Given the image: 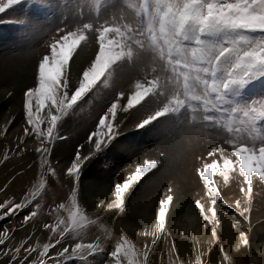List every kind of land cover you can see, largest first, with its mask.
<instances>
[{"label":"snow or ice","instance_id":"obj_1","mask_svg":"<svg viewBox=\"0 0 264 264\" xmlns=\"http://www.w3.org/2000/svg\"><path fill=\"white\" fill-rule=\"evenodd\" d=\"M20 5L34 6L44 19L25 16L15 23L34 31L50 25L41 32L48 38L34 85L23 92L27 126L14 148L29 150L25 137L34 138L42 171L19 199H0V221L22 216L19 227L0 225V264H152L159 242L172 236L166 226L171 194L159 201L151 225L138 233L142 247L126 234L110 244L106 228L104 235L85 241L91 226L103 228L102 214L125 213L142 181L166 163L161 151L160 159L136 165L114 185L110 199L96 203L99 214H89L81 197L84 166L107 150L133 117L137 130L179 131L213 142L206 154L195 157L193 172L203 193L195 205L210 239L195 242L191 264H209L206 254L213 247L222 254L221 264H233L221 243L217 209L250 224L254 186H264V0H0V14ZM86 48L92 49L87 58ZM125 82L129 86L121 90ZM108 90L113 95L87 135V154L81 151L85 144L78 145L66 168L71 181L67 200L54 203L48 212L53 219L43 223L46 242H33L30 233L12 243L17 231L41 215L49 177L58 178L51 157L63 139L60 128ZM14 119L0 137H6ZM11 150L4 151L3 161ZM233 181L240 196L230 202L222 192ZM8 187L0 185V193ZM232 227L238 231L236 250L250 248L251 228L241 230V219ZM168 251L171 264H185L174 241Z\"/></svg>","mask_w":264,"mask_h":264},{"label":"bare ground","instance_id":"obj_2","mask_svg":"<svg viewBox=\"0 0 264 264\" xmlns=\"http://www.w3.org/2000/svg\"><path fill=\"white\" fill-rule=\"evenodd\" d=\"M89 50L90 49L88 48V51ZM30 51L31 50L29 49V52ZM88 53L90 54V52ZM83 55L87 56L86 53ZM31 56L28 58L21 57V55L18 52L12 53V51L10 50H7V51L0 50V88L2 86H6L4 87V89L2 88V90H0V110H2V107H4L6 104H9L10 106L11 104H13L12 112L9 114L3 115V120L0 123V130L3 129V127L8 123L10 119L15 117L14 120H17L21 118L20 116L23 114V98H18V96L20 92L23 93L27 87L34 85L36 68L35 66L32 67ZM13 61H16V63H14ZM9 93H11V95H9ZM95 98H98V96ZM106 105L107 104H104L102 102L101 103L97 102L95 104L96 107H92V109L89 110V113H91V116H90L91 120H88V122L84 123L83 126H78L77 129H71L73 130V133L71 132V130H68V128L72 127L69 123H66L64 125V127L67 128L69 133L66 136H64L63 139L58 140L56 142V145H55L56 150L54 149V152L51 157L53 166L57 169V172L59 174L58 178L55 179L56 182L52 184L56 186V191H54L53 188H51V190H52V195L56 197V199L59 200L60 202L67 200V195L69 194V190L71 187V181L66 176V168L67 166L70 165V161L73 158L78 145L85 144V147L81 149V151L83 154H87V151L89 150V146L85 143L87 140V134H88L86 133V128L96 124V122H94L92 118H94L95 115H97L96 113L101 111V109L104 110ZM96 119L98 120V116ZM24 126H27L25 120L20 122L18 127H14V124L10 125L8 135H6V137H0V144L7 143V144L16 145L18 142V138L24 135L23 134ZM62 131L63 129L61 127L60 134H62ZM131 132L132 131L129 130V127L123 128L122 134L116 140L115 144H112L107 150L98 154L93 159L87 161L84 166L83 174L81 177V197H82V202L87 206V209L90 215L99 214L98 210L95 207L96 203L99 200L110 199L112 197V190L114 188V185L117 182H119L118 180L119 176H114V174L118 170L123 168L124 165L122 164L123 162H125L124 160L129 158L131 154L139 153L140 155H138V159H139V162H142L145 160L144 158L145 155L148 156V159H160L161 157L159 154L161 151H164L166 153V156L164 157L166 163L163 168H161L159 171L154 170V174L150 173L142 181L138 190L133 194L131 199L128 201L127 210L125 213L117 214L115 212H112V213L102 214L103 228L101 226H91L86 233L85 241L89 242L92 239H94L96 235H101V233H103L104 235L103 229L107 227H110V228L112 227L114 230L112 238L109 240L111 244L114 243L121 234L128 235L130 239L137 242L138 244L140 241H143V237L138 235V233H140L144 229L143 226L139 224L140 217L138 216V210L142 206L143 201H145L144 200L145 195L149 192L152 193V190H154V188H156L159 185L158 180H155L156 177L158 176L160 178H164V177L166 179L170 178V180L172 181L171 187L173 188V192L169 194L173 195L174 197L173 201H176L177 199H179L180 196H178V193H182V192H185V193L192 192L191 195L194 197L195 200L197 198H200V196L203 194L202 186L198 182L197 177L194 178L193 173L189 174V171H188L189 162L188 161L190 159V153L192 151L191 150L187 151V149L184 148L187 145L184 146L182 144L183 142L182 140H180L181 136L179 135V131H173L171 135H169L167 132L158 133L157 136L159 139L157 143L152 144L151 146L153 147V149L149 150L148 152L142 149L141 143L136 144V147L134 148V150H132V146H134L135 144L133 141H131V138L129 137V134ZM72 139H75V140L71 141ZM25 140L27 141V149L29 150L22 151L19 153H23L21 154L22 156L28 155L31 157H37L34 151L35 147L38 146L37 141L34 138H27V137H25ZM62 140H64L63 144L67 143V147L63 148V145L61 142ZM130 142H131V145L128 146V149L127 147L125 149H122V152H119L116 156L115 154L116 151L119 150L121 147L127 146V143H130ZM13 147L15 148V146ZM145 147H148V146H145ZM195 148H199V147L197 146ZM109 149L111 152L114 151V154L112 157L111 156L107 157L109 156L108 154ZM126 149H127L126 156L120 158V154L123 153V150H126ZM98 159L101 162H99L97 166L93 167V171H90L89 169H91V166L94 165L95 161H97ZM32 165H34V168L36 169L37 162H33ZM103 171L104 172L112 171L113 176L109 177L106 180L104 179L106 175L103 174L104 173ZM98 177L100 179H98ZM214 179H217V178L214 177ZM96 181L99 182L97 185H95ZM103 181L107 182V184L105 183L103 184L102 183ZM163 184L165 185V183ZM25 186H26V181H23V187ZM159 191H161V188ZM254 191L256 192L257 195L254 196V199L252 201V210L253 208H255L256 211L254 213L251 210L250 224L248 222L243 221V219L239 217L238 214H236L235 216L231 214L233 218L241 219V223H242L241 230L247 231L249 227L251 228V232L249 233L250 240H251L250 248H241L239 251L236 250L235 245L237 243L238 231L236 228L232 227L233 224L232 222H230V219H228L229 216L228 218L226 217L224 213L225 210L222 208V211H221L220 207H218L217 209L218 219L220 220V226L218 228V231H219V235L221 238V243H223L225 251H227L228 254L232 257L233 264H264V186L255 185ZM89 193H93V194H89ZM222 194L225 195L226 198L229 199L230 202H232L236 198H239L240 194H239V190L237 187V183L233 181L228 186V188L222 192ZM162 196H163V193H162ZM163 198L164 197H162V199ZM43 199L47 200L45 196L43 197ZM172 207L170 205L169 209H171ZM185 209H186V205H185ZM154 212L156 213V211ZM127 215L133 216V220H126L125 218ZM44 217L45 216L42 214L38 216L36 220H39V221L43 220ZM154 217H155V214L149 217L147 226L151 225V223L154 220ZM117 218L120 220V222L114 223L113 220H116ZM189 220L190 222L186 224L181 219L180 221L179 219L172 220V218L168 217V223L166 226L172 233V236L170 237L171 240L169 238L170 241L166 242V240L164 241V239H162L159 242V248H158L159 251L167 250L166 246L169 248L168 244H170L171 241H174L179 250L180 258L185 261V264H191V261L194 259L195 242L196 241H206L210 239V229H207L205 227V230L202 229L203 233L200 234L201 231L200 232L197 231L198 229H200V227L198 229L195 228L196 226L194 227V224H193L195 222L194 217L190 216ZM202 223L203 222H201V225ZM203 247L206 248L207 245L204 244ZM208 256H210L209 264H221L222 254L219 252V249L217 247H213L212 252L210 254H206V258ZM249 256H251L250 262H246ZM168 263L170 264V262Z\"/></svg>","mask_w":264,"mask_h":264},{"label":"rangeland","instance_id":"obj_3","mask_svg":"<svg viewBox=\"0 0 264 264\" xmlns=\"http://www.w3.org/2000/svg\"><path fill=\"white\" fill-rule=\"evenodd\" d=\"M25 16L37 17L41 20L44 19V13L43 12L37 11L34 6L33 7H27L26 5L17 6L15 9L9 10L4 14H0V20L3 21L2 23H0V50L1 51L2 50H6V51L10 50V51H12V53L18 52L21 55V57H27V58L32 55L33 57L31 56V61H32L31 64H32V67L35 66V68H36V65H37L39 58L45 52L46 41L48 38V35L46 33L41 34V32L43 31V28L50 27V25H47V24L42 25L40 29L34 31L29 27H26L24 25H21V24L14 22L16 20L24 18ZM29 49L31 50L30 52H29ZM91 51H92L91 49L88 51V48H86L85 52L83 54L86 53L87 56H84V55L83 56L85 58H87L88 56H90L92 54ZM26 52H28V53H26ZM32 52H34V53H32ZM88 52H90V54ZM13 62L16 63V61H13ZM128 86H129L128 83L125 82V84L123 83L122 86H120V88L122 87L121 88V90H122V89L128 88ZM4 87H6V86H2L0 88V90H2V88L4 89ZM112 95L113 94L110 90L104 91L103 94L101 93L98 96V98H93L87 104L83 105L80 110H78L70 119L66 120V122L63 124V126H62L63 131H62L61 136L62 137L66 136L69 133L68 130L77 129L78 126H83L84 123L88 122V120H91L90 119L91 113H89V110H91L92 107H96L95 104L97 102L98 103L102 102L104 104H107L108 101L111 99ZM18 98H23L22 92H20ZM12 105L13 104H11V106L9 104H6L4 107H2V110H0V123L3 120L4 114H9L12 112V108H13ZM102 112H103V109H101V111L96 113L97 115H95V117L92 118L94 120V122H96V123L98 122V120L96 118H97V116L99 117V115L102 114ZM20 117L21 118L14 120L11 125L14 124V127H18L19 123L22 122L23 120H25L24 114H22ZM136 122H137L136 118L133 117L126 122V124L124 125L123 128L129 127V130L132 131L129 134L131 141H133L135 144L134 146H132V150H134V148L136 147V144L141 143L142 149L145 150L146 152H148L149 150L153 149V147L151 145L157 143V141L159 139L157 134L160 132H158L155 129H152L151 127H146L144 129L137 130L135 128ZM66 123H69L72 126V127L68 128V130L66 127H64V125ZM94 127H95V125H92V126L86 128V133H89L90 131L94 130ZM71 132L73 133V130H71ZM6 135H8V133ZM179 135L181 136L180 140H182V142H183L182 144L184 146H186V145L188 146V147L186 146L184 148L187 149V151H190V150L192 151L190 153V159L188 161L189 162L188 171H189V174H191V173L194 174L193 169L195 166L198 165V161H196V159H195L196 155H199L201 153L206 154V151L210 150V147H211L213 142L209 141V140H207L201 136L193 135L191 137H188L187 135L182 134L181 132H179ZM189 138L191 139V143L188 142ZM74 140L75 139H72L71 141H74ZM61 142H62L63 148L67 147V143L63 144L64 140H62ZM115 142L113 144H115ZM37 144H38V142H37ZM130 145H131V142L127 143V146L121 147L119 150H117L115 153L116 156L119 152H122V149H125L126 147L128 149V146H130ZM13 146H15V145L7 144V143H5V144L1 143L0 144V161H2V162H0V185H4V184L9 185V187L5 193H0V199H3L5 196H15L17 199H19L21 194L25 191V189L30 186V182L31 183L37 182V180L39 178V174L42 171L39 169L38 163H37L36 169L34 168V165H32L33 162H37V159H38L37 157H31L28 155L22 156L21 154H23V153H19V152L17 153L14 150ZM145 146H148V147H145ZM197 146L199 148H195ZM188 148H190V149H188ZM9 149H12L11 151H9L10 159L7 161H3V153L5 150H9ZM127 149L123 150V153L120 154V158L126 156ZM55 150H56V146H55ZM108 154H109V156H107V157H110V156L112 157L114 154V151L111 152L109 149ZM138 155H140V154L139 153L131 154V156L129 158L124 160L125 162H123V164H122V165H124L123 168L118 170L116 173L114 172L115 173L114 176H119L118 177L119 182H122L123 179L126 178V176L132 170H134L136 165L143 163V161L139 162ZM144 158L146 160V159H148V156L145 155ZM29 162H31V163H29ZM99 162H101L99 159L97 161H95V164L92 165L91 169H89V170L93 171V167L97 166ZM27 163H29V164H27ZM10 164H12V165H10ZM103 174L106 175V177L104 178L106 180L109 177L113 176L112 171H107V172H104ZM34 175H35V179H34ZM158 177H156V179H155V180H158V183H159V185L156 187L157 189L154 188V190H152V193L149 192L145 195V199H144L145 201H143L142 206L138 210V216L140 217L139 224L142 225L143 228L147 227V222L149 220V217H151L153 214H155L154 211H157L158 206H159V201L162 199V197L169 195L167 189L169 186L172 185L171 184L172 181L170 180V178L166 179L165 177L164 178H160V177L158 178ZM195 177L196 176L194 175V178ZM55 179L56 178L49 177L50 183H49V185L46 188L45 193H44V196L47 199V200L43 199L44 200V208L42 210L41 215L43 214L45 216L44 219L40 220V221L35 220L34 222L29 223L22 230L17 231L15 233V240L12 241V243L18 242L19 240L23 239L25 236L29 235L30 233L33 234V237H32L33 242H35V240L37 238H39L41 243L46 242V239L48 237V232H47V230L43 229V223L51 222L53 217H50L48 215L50 207L53 206L54 203L60 202L59 200L56 199V197H54L52 195L51 188H53V190L56 191V186L52 185L54 182H56ZM98 179H100V178L98 177ZM23 181H26L25 187H23ZM98 183L99 182L96 181L95 185H97ZM102 183L107 184V182H104V181ZM163 183H165V185ZM161 184H162V186H161ZM166 186H167V188H166ZM160 188H161V191H159ZM162 193H163V196H162ZM191 193L192 192L178 193V196H180V197L176 201L172 202L171 207L172 206L173 207L171 209H169V211H170L169 217L172 218V220L179 219V221H180V219H181V220H183V222H185L187 224L190 222V220H189L190 216H193L195 219V222L193 223L194 227L196 226L195 227L196 229H198L200 227V229H198L197 231H199V232L201 231L200 232V234H201V233H203L202 229L205 230V223L206 222L204 221L203 217L201 216L199 209L195 205V199L191 195ZM89 194H93V193H89ZM256 195L257 194L254 191V196H256ZM92 197H93V195H92ZM185 205H186V209H185ZM189 206H190V208H189ZM155 208H156V210H155ZM183 209H185L186 211ZM172 210H174V211H172ZM184 211L187 213H185ZM221 211H222V208H221ZM255 211H256V209L253 208L252 212L255 213ZM179 213L181 216L179 215ZM192 213H193V215H192ZM177 215L179 216V218ZM225 215L227 218L229 216L228 219H230V222H232V224H233L234 220L236 218H233V216H231V214L225 213ZM184 218H186V219H184ZM21 219H22V216L14 217L11 219L6 218L4 221H0V225L7 224L9 227H12V226L19 227V221ZM125 219L126 220H133V216L127 215ZM143 219L144 220L147 219V220H145L146 222ZM113 221H114V223L120 222V220L118 218L116 220H113ZM201 222H203L202 223L203 226L201 225ZM133 223H135V222H133ZM106 230H107V233H110V239H111L113 232H114L113 228L107 227ZM101 235H103V233H101ZM170 240H171V238H170ZM170 240H166V242L170 241ZM86 242H88V241H86ZM108 242L111 244L110 241H108ZM135 243L137 244L138 247L143 246V241H140L139 244L137 242H135ZM140 243H142V244H140ZM168 246H170V244H168ZM158 248H159V244L156 247V251L154 252V254H152L150 256V260L152 261V264H155V263H157V264H169L168 262H170V264H171L172 257H170V255H169V251H168L169 248L166 246L167 250H164V251H162V250L159 251ZM250 258H251V256H249L247 258L248 260H246V262H250ZM70 264H71V262H70Z\"/></svg>","mask_w":264,"mask_h":264}]
</instances>
